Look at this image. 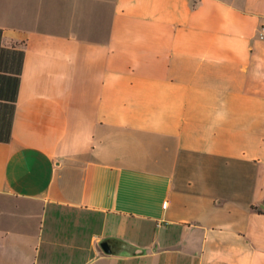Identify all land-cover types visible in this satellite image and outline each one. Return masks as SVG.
Instances as JSON below:
<instances>
[{
  "label": "crops",
  "instance_id": "obj_1",
  "mask_svg": "<svg viewBox=\"0 0 264 264\" xmlns=\"http://www.w3.org/2000/svg\"><path fill=\"white\" fill-rule=\"evenodd\" d=\"M263 24L264 0H0V264H264Z\"/></svg>",
  "mask_w": 264,
  "mask_h": 264
},
{
  "label": "water",
  "instance_id": "obj_2",
  "mask_svg": "<svg viewBox=\"0 0 264 264\" xmlns=\"http://www.w3.org/2000/svg\"><path fill=\"white\" fill-rule=\"evenodd\" d=\"M118 243L115 242L114 240L112 239H107V240H104L102 241L101 245L103 247V249L108 252V253H111L114 251V246H116Z\"/></svg>",
  "mask_w": 264,
  "mask_h": 264
},
{
  "label": "built area",
  "instance_id": "obj_3",
  "mask_svg": "<svg viewBox=\"0 0 264 264\" xmlns=\"http://www.w3.org/2000/svg\"><path fill=\"white\" fill-rule=\"evenodd\" d=\"M260 36L264 38V24L261 25V31H260ZM168 201H165L163 203V206L167 207Z\"/></svg>",
  "mask_w": 264,
  "mask_h": 264
}]
</instances>
